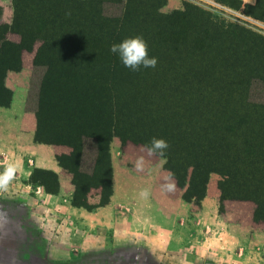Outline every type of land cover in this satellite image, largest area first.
<instances>
[{
	"label": "trees",
	"instance_id": "16d2710c",
	"mask_svg": "<svg viewBox=\"0 0 264 264\" xmlns=\"http://www.w3.org/2000/svg\"><path fill=\"white\" fill-rule=\"evenodd\" d=\"M128 3L125 0V8ZM247 7L252 16L264 21V0H255ZM95 10L85 14L91 22L89 31L54 32L52 43L44 31L42 16L37 18L34 32L19 28L21 12L17 4L12 28L18 27L15 30L20 34L18 44L4 38L1 30L7 25L0 24V56L7 47L18 55L22 47L30 48L34 40L41 41L37 52L45 48L58 53L71 47V57L82 65L81 72L91 76L90 80L103 79L107 88L110 121L107 127L104 125L93 133L77 129L70 113H59L58 101L56 117L61 118L51 124L45 123L39 108L34 111L35 141L71 147L68 155L58 159L73 175L74 203L87 205L84 196L90 187H101L99 203L106 201L110 179L108 145L117 135L122 141L130 140L146 147L154 137L165 140L168 148L163 156L164 168L172 173L186 201L199 203L210 173L215 172L221 176L218 180L221 192L257 204L264 167V101L252 98L251 90L254 80L264 85V62H261L264 38L247 30H232L233 27L214 31L208 21V27L197 38H190L186 47L175 49L173 53H178L175 61L169 51L160 53L158 48H148L149 57L157 60L156 66L141 65L138 70H132L118 54L110 51L111 45L120 43L129 31L122 29L119 18H106L105 26L95 23ZM186 40L181 38L178 43ZM11 64L8 70L14 68ZM7 101L8 90L3 81L0 103ZM64 106L72 107L69 102ZM66 119L73 128L65 135L62 121ZM60 122L59 129H50ZM84 136L94 139L96 149L95 167L89 173L82 171L79 164L84 158ZM35 176L38 175H33L34 179Z\"/></svg>",
	"mask_w": 264,
	"mask_h": 264
},
{
	"label": "crops",
	"instance_id": "0c3cea01",
	"mask_svg": "<svg viewBox=\"0 0 264 264\" xmlns=\"http://www.w3.org/2000/svg\"><path fill=\"white\" fill-rule=\"evenodd\" d=\"M176 3L169 0L170 6ZM4 86L8 101L0 103V173L9 165L16 171L0 190V264L264 261V231L257 234L255 227L219 212L216 178L208 179L199 203L186 201L174 177V190L162 191L170 173L163 160L138 171L112 157L106 201L99 203L101 187H90L87 205L74 203L73 175L58 159L71 147L35 141L36 117L26 107L25 90L9 77ZM144 188L150 190L147 199L139 195Z\"/></svg>",
	"mask_w": 264,
	"mask_h": 264
},
{
	"label": "rangeland",
	"instance_id": "374dc122",
	"mask_svg": "<svg viewBox=\"0 0 264 264\" xmlns=\"http://www.w3.org/2000/svg\"><path fill=\"white\" fill-rule=\"evenodd\" d=\"M124 2L125 0H0V24L7 25L1 33L9 42L19 43L20 34L15 31L18 27L12 28L15 4H17L21 12L19 28L27 30V33L34 32L37 29V18L42 16L49 43L53 42L56 34L67 33L69 29L76 34L82 30L89 31L91 22L85 14L96 8L95 23L105 26L106 18H119L122 29L125 32L129 31L125 38L128 35V37H147V40L143 39L147 48H158L160 53L169 51L168 54L173 57V61L176 58L175 54H178L173 53L175 49L186 47L188 39L197 38L203 29L208 27V21L213 24L211 27L214 31L216 28L226 31L233 27L232 30H247L264 38V21L252 16L247 7V4H254L255 0H177L172 6L169 5V0H165V4H163L164 0H129L126 8ZM133 29L136 30L132 32ZM181 38H187L186 42L179 44ZM173 40L177 42L173 43ZM40 43L41 41L34 40L30 48L22 47L18 55L13 54L10 47L3 49L0 56V92L3 81L5 82L9 77L10 82L25 90L26 107L33 112L39 108L41 115L43 112L45 123L51 124L56 119L60 120V116L56 117V106L59 103L58 112L70 113L77 129L93 133L101 130L104 125L107 127L110 121V105L103 79L90 80L91 76L82 73V65L71 57V47L58 53H50L45 48L37 52ZM261 51L264 53V50ZM15 57L18 58V62L13 63ZM9 64L14 68L8 70ZM253 82L255 83L251 90L252 98L264 101L263 83L256 80ZM46 101L49 102L48 105ZM68 102L72 107L64 106ZM62 122L66 135L72 130L73 125L67 119ZM60 124L61 122L54 128L48 126V130L59 129ZM84 137L82 156L85 158V164L80 168L88 173L95 167L96 149L94 139L91 136ZM146 149L147 147L140 143L122 141L115 135L108 145L109 159L111 161L112 157H119L130 168H135L139 156L145 158V167L150 163L165 161V158L157 154L148 156ZM210 177H215L217 180L220 194L219 212L228 213L230 220L237 219L247 226L255 227L257 234L263 232L264 167L261 170L260 196L257 204L251 199H237L226 191L221 192L218 188V180L221 176L212 172ZM261 254L264 259V252ZM253 264H264V261L259 260Z\"/></svg>",
	"mask_w": 264,
	"mask_h": 264
},
{
	"label": "clouds",
	"instance_id": "9594fccd",
	"mask_svg": "<svg viewBox=\"0 0 264 264\" xmlns=\"http://www.w3.org/2000/svg\"><path fill=\"white\" fill-rule=\"evenodd\" d=\"M110 51L114 54H118L123 64L132 70H138L141 65L145 68H154L157 64L155 57H149L147 44L140 36L127 37L118 44L114 43L111 45ZM167 148L168 144L165 140L154 137L146 151L148 156L158 154L163 157ZM134 166L138 171H143L145 167V158L143 156L137 157ZM15 171V167L9 165L3 173H0V190L6 189L9 182L14 178ZM164 181L165 182L161 185L162 191H173L175 184L173 182L172 173H168L164 177ZM139 195L147 199L150 195V190L148 188L141 189Z\"/></svg>",
	"mask_w": 264,
	"mask_h": 264
},
{
	"label": "bare ground",
	"instance_id": "6f19581e",
	"mask_svg": "<svg viewBox=\"0 0 264 264\" xmlns=\"http://www.w3.org/2000/svg\"><path fill=\"white\" fill-rule=\"evenodd\" d=\"M245 1H250V0H245Z\"/></svg>",
	"mask_w": 264,
	"mask_h": 264
}]
</instances>
